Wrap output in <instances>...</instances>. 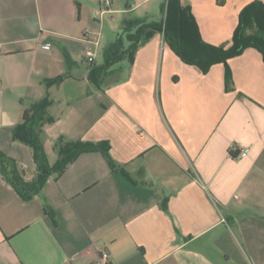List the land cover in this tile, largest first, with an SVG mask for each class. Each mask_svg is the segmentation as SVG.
<instances>
[{"label": "crops", "instance_id": "1", "mask_svg": "<svg viewBox=\"0 0 264 264\" xmlns=\"http://www.w3.org/2000/svg\"><path fill=\"white\" fill-rule=\"evenodd\" d=\"M188 1L203 39L230 47L255 0ZM159 3L129 0L102 15L101 0H0V150L26 181L36 179L32 148L13 135L49 96L51 164L63 137L108 141L119 166L84 153L30 201L0 171V264H94L104 251L111 264H264L262 54L250 48L231 59L228 88L224 64L204 74L159 33L107 87L89 80L85 33L101 35V64L97 50L122 26L104 35L106 16L131 10L152 20Z\"/></svg>", "mask_w": 264, "mask_h": 264}, {"label": "trees", "instance_id": "2", "mask_svg": "<svg viewBox=\"0 0 264 264\" xmlns=\"http://www.w3.org/2000/svg\"><path fill=\"white\" fill-rule=\"evenodd\" d=\"M159 21L139 17L134 11L123 14L121 33L105 48L103 62L91 64L89 80L98 88L104 89L109 80L115 77L118 66L127 61L134 63L137 52L159 33L176 55L187 65L199 68L207 74L212 67L226 66V84H233V74L228 62L241 56L247 49L258 50L264 60V3L255 0L247 5L239 16V24L233 35L232 46H216L207 43L193 15L192 5L188 0H165ZM65 77L47 82L48 87L61 84ZM52 105L50 97L36 102L25 111L23 121L14 130L13 140L33 150L37 177L28 182L18 169L17 162L0 150V171L6 181L25 201L38 195L54 175H60L66 168L84 153L100 152L112 169H118L117 162L111 155L108 141L99 143L67 141L60 138L55 145L58 160L51 164L46 151L45 127L55 122L49 114Z\"/></svg>", "mask_w": 264, "mask_h": 264}, {"label": "built area", "instance_id": "3", "mask_svg": "<svg viewBox=\"0 0 264 264\" xmlns=\"http://www.w3.org/2000/svg\"><path fill=\"white\" fill-rule=\"evenodd\" d=\"M101 11L100 13L102 15H106L110 13V7L112 5L111 0H101ZM83 41L87 45V49L85 50V60L89 64H93L95 62V48L100 46L101 43V35L100 34H94L91 31H87L83 37ZM250 153V148H244L239 157L240 158H246ZM94 264H111V254L107 251H104L98 258V260Z\"/></svg>", "mask_w": 264, "mask_h": 264}, {"label": "rangeland", "instance_id": "4", "mask_svg": "<svg viewBox=\"0 0 264 264\" xmlns=\"http://www.w3.org/2000/svg\"><path fill=\"white\" fill-rule=\"evenodd\" d=\"M111 2H112L111 7L113 9H118L120 7H126V4L129 2V0H124V4L120 0H111ZM161 2H165V0H161ZM154 5H155V7L153 6V12H152L153 19L152 20L153 21H159L161 19V17H162V13H161V10H160L161 3H159L157 6H156V4H154ZM113 16L117 18L116 21H113L112 16H110V15L106 16V21L107 22H106V30L104 32V35H106L108 37H109V35H111V34H109V33H111L110 32L111 30L109 29V27H111L112 25H117V24L119 25V23L121 25L122 19H123V15H120V14H116V15H113ZM104 41H105V43H103V44L106 45V43L108 41V38L106 39V37H105ZM102 50H103V48H99L97 50V59L101 63L103 62Z\"/></svg>", "mask_w": 264, "mask_h": 264}]
</instances>
